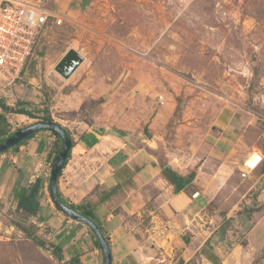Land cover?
I'll list each match as a JSON object with an SVG mask.
<instances>
[{
  "label": "rangeland",
  "instance_id": "rangeland-1",
  "mask_svg": "<svg viewBox=\"0 0 264 264\" xmlns=\"http://www.w3.org/2000/svg\"><path fill=\"white\" fill-rule=\"evenodd\" d=\"M50 3L63 15V23L41 31L21 78L0 89V98L7 104L25 102L36 117H8L7 136L45 114L69 131L73 141L70 159L74 158L61 175L66 182L63 186L74 187L70 194L60 191L70 202L71 196L98 197L103 192L99 182L103 180L104 185L111 156L108 148L114 146L104 135L125 140L128 149L152 148L157 159H166L168 152L181 156L182 161L187 156L208 172L221 160L216 143L225 141L232 146L224 161H233L238 169L218 192L213 193L217 182L210 183L214 197L201 224L215 207L231 219L225 222L215 214L209 225L201 226L208 231L217 225L223 229L229 242L226 249L243 244L225 264H264V175L259 177L264 174V0ZM69 51L80 58L79 63L71 68L69 60L59 70ZM114 129L123 132L122 136ZM86 133L100 138L76 155L72 150L83 148L80 138ZM47 142L48 147L52 138ZM253 152L261 153L262 160L249 170L243 162ZM35 157L28 158L22 168L30 170L25 172L27 178L34 172L43 177L39 194L43 212L29 223L37 226L41 239L61 245L63 259L58 261L50 249L33 244L9 223L16 217L12 185L7 201H0V264H68L74 253L83 259L90 233L55 209L46 186L49 164ZM252 202L260 205V211L243 222L238 213ZM128 222L135 224V216ZM239 223L241 228H235ZM143 224L139 226L141 238L148 222ZM252 227L257 228L254 235L246 237L244 232Z\"/></svg>",
  "mask_w": 264,
  "mask_h": 264
},
{
  "label": "crops",
  "instance_id": "crops-1",
  "mask_svg": "<svg viewBox=\"0 0 264 264\" xmlns=\"http://www.w3.org/2000/svg\"><path fill=\"white\" fill-rule=\"evenodd\" d=\"M25 116L6 113L0 108V140L6 138L9 133L11 120L8 117L17 120ZM3 134H5L4 137ZM104 136L108 137L114 146L111 147V150L108 148V153L111 156L108 159L109 170L107 171L108 175L104 178V185L103 180L99 182L103 192L101 191L98 197L95 195L87 198L71 196L70 199L74 204L81 202L92 204L96 221L109 237L111 264H225L226 261H230L229 259L233 256L237 246L240 245L243 248V244L235 243L231 248L226 249L229 242L223 235L224 230H220L218 225L211 231L202 227L203 224L209 225L215 214L222 216L225 221L230 218L227 213L221 212L220 214L217 211L219 209L215 207V210L210 212V216H207V220L201 224L202 216L206 215V208L214 197V194H211L212 191L208 189L210 183L217 182L215 185L218 188L213 192L216 193L226 184L231 173L238 169V164H234L233 161H224V157L227 155L226 150L232 146L231 144L229 145L225 141L220 144L216 143L215 148L221 151L219 155L221 160L211 172L204 171L203 164L194 159H186V156L182 161L181 156L168 152L166 159L171 168L181 174L195 170L193 183L198 191L194 192L197 193L196 195L189 196L185 191L174 193L173 186L164 179L160 172L159 162L153 154L152 148L143 149L139 145L137 148L128 149L125 147V140L111 134ZM50 138H52V142L47 147L49 143L47 140ZM97 138L100 136L96 133L83 134L80 138L83 148L77 147L78 151L75 149L72 151L76 155L80 154V151H85V149L96 145ZM55 141L56 137L50 131L40 130L20 145L18 147L20 150H14L10 155L9 151L0 153L1 202L7 201V193L16 181L28 184L40 176L36 172L32 173L30 178L25 176V172L30 170H23L22 167L29 161L28 158L36 159L35 156L38 155L46 163L48 162L50 167L51 159L54 156L52 150ZM117 143L121 146L118 147ZM70 158L71 153L61 172L68 169L74 156L72 159ZM25 168L27 167L25 166ZM263 175L261 172L259 177ZM22 177H25V180ZM63 177L64 175L61 174L58 177V190L65 193L63 192L65 189L70 194L69 190L74 186H63V183L66 184ZM90 190L84 193H89ZM73 193L72 195H74ZM256 212L254 211L251 215ZM58 213L61 212L58 211ZM130 216H135L136 223L133 225H129ZM238 217L243 222L244 219L246 222L248 221L244 212L238 213ZM63 218L66 219L67 216H63ZM67 220L70 221L69 218ZM144 220L148 222V225L143 228L145 237L141 238L139 230L142 229H139V226L143 224ZM82 225L88 230L85 224ZM239 225H234V227L241 228V223ZM256 229L252 227L248 230L249 232H244L247 234L246 237H252ZM188 231L190 234H187ZM202 233H206V235L200 238ZM152 235H156L158 238L154 239ZM247 240L245 238V242ZM246 245L248 246L249 243ZM88 246L89 250L84 254V258H80L82 264H101V252L93 244L91 235Z\"/></svg>",
  "mask_w": 264,
  "mask_h": 264
},
{
  "label": "trees",
  "instance_id": "trees-1",
  "mask_svg": "<svg viewBox=\"0 0 264 264\" xmlns=\"http://www.w3.org/2000/svg\"><path fill=\"white\" fill-rule=\"evenodd\" d=\"M35 43H36V41H35ZM35 43H34V45H35ZM34 45L32 46L31 52L33 50ZM31 52H30V54H31ZM29 56H28V58H29ZM28 58H27V60H28ZM26 64H27V61H26L25 65ZM24 68H25V66H24ZM24 68H23V71H24ZM23 71H22V75H23ZM14 84H16V83H14ZM25 105H26V103L22 102V101H17L16 104L8 105V104H6V102L2 98H0V108L2 109V111L6 112V113L23 114V115H26L30 118H35L36 116H34V114L30 110H28V108ZM51 120H52V118L48 114L43 115L39 119V121H51ZM63 129L67 132L68 136L71 139V135H70L69 131L64 127H63ZM43 130L49 131L46 129H43ZM113 131L115 132V134H117L118 137L122 136L123 132H121L119 130H115V129ZM36 132L37 131L27 135L25 138L20 140L18 143L9 147L6 150L0 151V153L7 152L11 149L16 150L20 145L24 144L28 139L32 138ZM50 132L56 137V141L54 143L53 150H52L54 153V156H55V154H57L61 150L62 142H61V139L57 133H55L53 131H50ZM118 133H119V135H118ZM2 140H4V138L1 139L0 142ZM72 147H73V141L71 139V147L68 151L66 159L63 161V163L61 165V170L64 168V166L66 165V163L68 161V158L70 157ZM54 156H53V158H54ZM53 158L51 159L50 170H51V166L53 163ZM158 162H159V168H160V172H161L162 176L170 185L173 186L174 193H178L180 191H185L187 194L188 193L190 194V195L188 194L189 196L193 195V193L197 190L196 185L193 183V180L195 177V170H191V171L187 172L186 174H181L178 171L171 168V166L169 164H167L166 159H164V158L158 159ZM61 170L58 172L57 179H56L57 194H58L59 198L61 199V201L66 206L70 207L71 209H74L75 211H77L81 215H83V216L89 218L91 221H93L99 227L101 233L103 234V236L107 242V245L110 248L109 237L105 234V232L103 231V229L101 228L99 223L96 221L94 213L92 211V204L87 203V202H81V203H77V204L71 203L58 190L57 180H58L59 175L61 174ZM42 187H43V179L40 176L36 177L32 182H30L28 184L21 183L19 180L14 183V185L12 187V192H13V195L16 199V207L14 210V214L16 217L13 218L12 220H10L9 223H11L13 226H15L21 232H23L24 236L27 239H30L33 244H35L41 248L50 249V252L54 255V257L58 261H61L63 259L61 245L59 243H54V242H50V241L46 242L45 240L41 239L36 234L37 226L34 223L33 224L29 223L30 218L39 217L43 212L42 206H41V203L39 200V194L41 192ZM47 188H48V184H47ZM48 190H49V188H48ZM190 190H193V193H191L192 191L190 192ZM254 201H256L255 198H254ZM55 209L57 211L63 213L59 207L55 206ZM214 210H215V208L213 209V211ZM254 211H260V205L257 204V202L256 203L252 202V203L248 204V206L245 207V209H244L245 217L249 218L251 213H253ZM64 215L67 216L66 214H64ZM228 219H231V218H227L225 220V222H227ZM78 222H80V221H78ZM80 223H82V222H80ZM82 224H84V223H82ZM85 226L89 230L93 244L101 252L99 241L96 238L94 232L86 224H85ZM55 236L59 238L60 234H57ZM101 263H102V261H101ZM68 264H82V262L80 261L79 255L73 254V256L68 261Z\"/></svg>",
  "mask_w": 264,
  "mask_h": 264
},
{
  "label": "built area",
  "instance_id": "built-area-1",
  "mask_svg": "<svg viewBox=\"0 0 264 264\" xmlns=\"http://www.w3.org/2000/svg\"><path fill=\"white\" fill-rule=\"evenodd\" d=\"M62 23L63 15L53 8L50 0H0V89L21 78L41 31ZM256 155L254 168L247 169L253 170L261 162V153Z\"/></svg>",
  "mask_w": 264,
  "mask_h": 264
},
{
  "label": "water",
  "instance_id": "water-1",
  "mask_svg": "<svg viewBox=\"0 0 264 264\" xmlns=\"http://www.w3.org/2000/svg\"><path fill=\"white\" fill-rule=\"evenodd\" d=\"M75 56L76 55L74 52H72V51L67 52L65 54L63 60H61L62 62H60L61 64L59 65V70L60 69L62 70V68H61L62 64H66V63L70 62L69 60H72L73 65L71 68L75 67L76 64H78L80 61V58L78 56H76V57ZM71 68L68 70H71ZM63 72H65V71H63ZM43 129L57 133L61 139V142H62L61 150L57 154H55V156L53 158V163L51 166L49 180H48L49 194H50V197H51L53 204L55 206L59 207L62 210V212L64 214H66L69 218H71L75 221H80V222L86 224L90 229H92V231L94 232V234H95V236L98 239L99 244H100L101 256H102V263L101 264H111L110 248L107 245V242H106L103 234L101 233L99 227L93 221H91L89 218L81 215L80 213H78L74 209H71L70 207L66 206L61 201V199L59 198V196L57 194V186H56L57 174L61 170V165H62L63 161L66 159L68 151L71 147V139L68 136L67 132L63 129V127L60 124H58L57 122L52 121V120L51 121H38V122L31 123L25 127H22V128L15 130L11 135L4 138V140H2L0 142V151L6 150L9 147L15 145L20 140L25 138L27 135H29L35 131H39V130H43ZM196 194L197 193H194V195H196Z\"/></svg>",
  "mask_w": 264,
  "mask_h": 264
},
{
  "label": "bare ground",
  "instance_id": "bare-ground-1",
  "mask_svg": "<svg viewBox=\"0 0 264 264\" xmlns=\"http://www.w3.org/2000/svg\"><path fill=\"white\" fill-rule=\"evenodd\" d=\"M257 155L255 152L249 154V156L247 157V161H246V167H251V168H254V165L256 163V160H257Z\"/></svg>",
  "mask_w": 264,
  "mask_h": 264
}]
</instances>
